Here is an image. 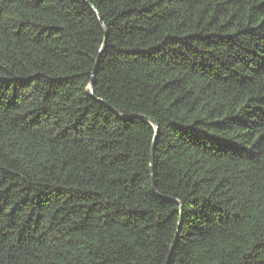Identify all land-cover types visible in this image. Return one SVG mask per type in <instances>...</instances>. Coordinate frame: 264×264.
<instances>
[{"label":"trees","instance_id":"obj_1","mask_svg":"<svg viewBox=\"0 0 264 264\" xmlns=\"http://www.w3.org/2000/svg\"><path fill=\"white\" fill-rule=\"evenodd\" d=\"M0 264H264V0H0Z\"/></svg>","mask_w":264,"mask_h":264},{"label":"water","instance_id":"obj_2","mask_svg":"<svg viewBox=\"0 0 264 264\" xmlns=\"http://www.w3.org/2000/svg\"><path fill=\"white\" fill-rule=\"evenodd\" d=\"M104 46H105V42H103V45H102V47L100 49V53H99L98 57L96 58V60L94 62V65H93V68H92L91 77H90V81H89V85H88V89H89L90 93H92V88H93V83H94V76H95V73L97 71L98 64H99V57H100L101 52L104 49ZM130 117H138V118L144 119V120L150 122L152 125H154V127H155V137H156L158 128H157V125L154 124L151 120H149L147 117L142 116V115H131ZM153 152H154V148L152 146V148H151V164H152V160H153ZM151 170H152V166H151ZM152 187L154 188L153 182H152ZM172 200L174 202H176L177 204H179V202L177 200H175V199H172ZM178 231H179V227H178V229L176 231L175 238L177 237Z\"/></svg>","mask_w":264,"mask_h":264}]
</instances>
